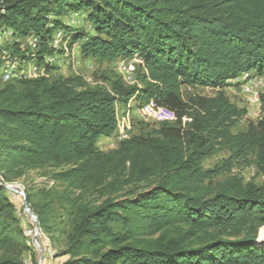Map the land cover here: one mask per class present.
<instances>
[{"label":"trees","instance_id":"trees-1","mask_svg":"<svg viewBox=\"0 0 264 264\" xmlns=\"http://www.w3.org/2000/svg\"><path fill=\"white\" fill-rule=\"evenodd\" d=\"M70 13L93 32L66 25ZM0 25L36 35L40 61L56 28L82 58L139 59L137 84L112 71L95 84L58 74L0 83V177L48 170L51 185L24 193L52 246L53 206L67 204L56 264H264V95L262 118L233 133L245 109L224 92L243 72L264 73V0H0ZM183 86L216 92L184 98ZM130 99L154 100L175 120L145 123L99 149L98 138L115 130L117 104ZM221 148L228 158L204 169ZM242 163L257 168L260 184L234 174L214 182ZM57 184L61 195L52 194ZM28 257L37 264L0 185V264Z\"/></svg>","mask_w":264,"mask_h":264},{"label":"built area","instance_id":"built-area-1","mask_svg":"<svg viewBox=\"0 0 264 264\" xmlns=\"http://www.w3.org/2000/svg\"><path fill=\"white\" fill-rule=\"evenodd\" d=\"M80 14L70 13L63 18V22L69 26H75L79 23ZM78 43L72 45L68 44L63 31L60 28L53 30L48 42V46L52 49L51 53H45L42 56V61L36 57L39 51V39L34 34L25 36L16 35L12 29L0 25V82L6 83L10 81H18L21 79H31L36 77H49L56 74L57 70L61 67L62 61L70 60L74 57L75 53H79ZM7 47V48H5ZM13 47L17 51L13 50ZM138 58L131 60L138 61ZM131 60L119 59L117 60V67L122 74V79L128 81L131 79L134 72L135 62ZM89 84H95L92 78H84ZM230 83H239L240 93L244 97L245 113L242 116L243 120L248 123L258 122L263 115L262 111V98L264 95V73L258 74L254 71L243 72L237 78L229 81ZM126 83V82H125ZM130 99L126 105L117 104L116 106V127L112 134L102 136L97 140L96 145L102 150V145L111 144L114 148L117 144L130 137L131 129L136 121L144 122H173L175 114L166 107L158 104L154 100L139 104ZM123 107V111L118 113L117 109ZM247 123V125H248ZM14 182H4L0 177V185L14 194L18 195L22 200L25 197L24 187ZM52 184L51 180L46 181ZM24 208V211L30 216L31 221L36 223V220L31 216L29 208ZM25 234L28 233L24 230ZM34 237L38 236L33 241V248L36 252L42 253V259L38 260V264H56V251L51 245L49 238L46 234L39 229L36 231L34 226ZM27 264H30L27 262Z\"/></svg>","mask_w":264,"mask_h":264},{"label":"rangeland","instance_id":"rangeland-1","mask_svg":"<svg viewBox=\"0 0 264 264\" xmlns=\"http://www.w3.org/2000/svg\"><path fill=\"white\" fill-rule=\"evenodd\" d=\"M74 27L83 28L85 30H90V32H93L90 26L85 24L83 20V15H80L79 23L75 25ZM131 61L135 62L134 72H133L131 79L125 82L127 84H137L138 82L137 77L139 75V72H137L139 60L138 61L131 60ZM61 64L62 65L59 68V70L56 71L57 72L56 74L61 75L62 77H66L70 75H80L83 78H92L93 80H96L95 76L101 74L104 71H112L122 77V74L120 73L117 67L118 66L117 60L112 61V62L100 63L92 58H82L80 54L75 53L72 59L67 60V61H62ZM181 92H182L183 97L187 98V96L192 95V94H200L202 96H214L216 90L210 87L186 88L183 86L181 88ZM224 92L228 96L231 103H233L239 108H243L245 106L244 97L240 93L239 83L228 82V85L224 87ZM133 102H137V101L134 100ZM117 110H118L117 111L118 113H121L123 111V107ZM145 123L150 124L152 122L143 121V124H139L136 121L133 124L130 133L131 134L139 133L140 130H142V127L144 126ZM247 123L248 122L246 120H243V118H241L231 128V131L233 133L242 131L246 129ZM101 137H99L98 140L101 139ZM112 147L113 146L111 144L106 145L105 143L102 145V150L104 151L110 150ZM228 156H229V152L221 148L214 155L206 158L203 161V164H202L203 168L204 169L212 168L213 166L220 164L222 161L228 158ZM47 171L48 170H27L25 175L21 179H19V181H16L15 183L20 185L21 187L23 186L24 188L25 187L37 188V187L46 186L47 176L45 175L44 172H47ZM230 174H234V175L242 177L245 182L250 181L256 184H260L261 181L263 180L262 174L259 173V171L257 170L255 166L242 163V164L233 165L231 167L230 173L219 175L218 177L214 179L215 180L214 182L223 181ZM52 190H53L52 192L53 195H61L64 190V185H61V184L54 185L52 186ZM7 195H9V197L14 201L16 205V209H17V215L22 221L24 230L28 231V233L26 234V236L28 237V244L31 246L33 258L36 260L38 264L39 253L36 252V250L33 248V238H34L33 230H34V226L36 225V223L32 222L30 216L24 211L23 200L18 195H14L8 191H7ZM62 203L63 204L56 202V204L53 206L54 216H55V218H53V225H54L55 232H56L55 236L58 239L57 244L55 246L53 245L55 250H58L59 248L62 247L65 236H66L65 233L69 230V226H70V219H69L70 216L69 214H67L68 212L67 204L66 202H62ZM259 233L260 235H264V227L260 228ZM36 238L39 241H41V239L38 236H36L35 239ZM26 261L31 264L29 257L27 258Z\"/></svg>","mask_w":264,"mask_h":264},{"label":"water","instance_id":"water-1","mask_svg":"<svg viewBox=\"0 0 264 264\" xmlns=\"http://www.w3.org/2000/svg\"><path fill=\"white\" fill-rule=\"evenodd\" d=\"M23 206L25 207V208H28V205H27V203H26V201H25V197H24V199H23ZM31 214V216H33L34 218H35V220H36V216L31 212L30 213ZM35 229H36V231H38L39 230V227H38V225H37V223H36V225H35ZM36 239H35V237L33 238V241H35ZM42 259V253L41 252H39V260H41Z\"/></svg>","mask_w":264,"mask_h":264}]
</instances>
